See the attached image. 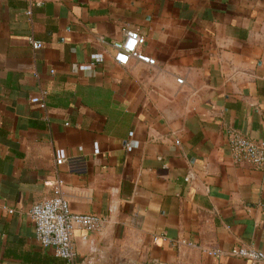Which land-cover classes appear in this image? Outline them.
<instances>
[{
    "label": "crops",
    "instance_id": "1",
    "mask_svg": "<svg viewBox=\"0 0 264 264\" xmlns=\"http://www.w3.org/2000/svg\"><path fill=\"white\" fill-rule=\"evenodd\" d=\"M125 31L154 66L114 62ZM228 131L264 141V0H0V264H69L28 217L54 198L101 220L73 264H257L229 253H264V167Z\"/></svg>",
    "mask_w": 264,
    "mask_h": 264
},
{
    "label": "built area",
    "instance_id": "2",
    "mask_svg": "<svg viewBox=\"0 0 264 264\" xmlns=\"http://www.w3.org/2000/svg\"><path fill=\"white\" fill-rule=\"evenodd\" d=\"M35 5L39 6L40 3L35 2ZM28 14L30 13L28 12ZM144 44V37L137 32L125 31L123 40L111 44L115 50L114 62L125 67L133 59L147 66H154L155 60L140 51ZM31 46L34 50L42 48L40 42L31 41ZM102 62V55L94 54L88 64L79 65L77 69L80 72H90L95 65ZM178 83L181 84L182 81L178 80ZM31 103L40 108L45 107L41 98H33ZM226 143L234 164L248 165L257 169L264 167V141L253 142L238 132L228 131ZM126 150L131 152V147L127 146ZM55 163L59 166L63 164V160H56ZM28 217L34 226L35 238L40 246L43 249L52 250L56 257L69 264H73L76 257L72 244L73 231L75 229L88 232L97 231L101 223V220L95 215L73 213L68 202L63 198H54L33 205L28 212ZM206 253L218 255L214 251H206ZM229 254L253 263L264 264V253L253 248H234Z\"/></svg>",
    "mask_w": 264,
    "mask_h": 264
}]
</instances>
